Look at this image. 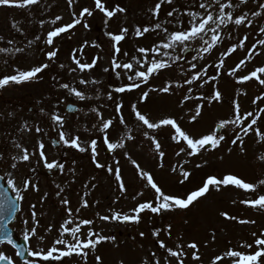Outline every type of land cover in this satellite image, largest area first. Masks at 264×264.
<instances>
[{"label": "rangeland", "instance_id": "obj_1", "mask_svg": "<svg viewBox=\"0 0 264 264\" xmlns=\"http://www.w3.org/2000/svg\"><path fill=\"white\" fill-rule=\"evenodd\" d=\"M43 1L46 5L51 2V0ZM55 2L58 3L56 6L63 18L54 25L51 24L52 20L50 18L47 20L45 27L40 26L36 34L31 36L35 40H31L33 42L32 46L29 44L28 49H25L23 57L20 53L22 51H16L17 48L21 47L18 46L19 39L17 37L7 38L5 40L9 43L0 44V49L14 50L13 52L3 51L5 57L10 58L15 55L20 57L15 68L7 72L6 76L16 74L17 70H29L35 66H40L45 63L49 64L47 69L38 74L37 92L40 93L38 99H36L37 96L23 98L21 101L24 110H19L18 113L12 112L8 114L7 121H1L6 126L8 125V128H0V146L7 147V153H10L14 149L8 151L15 141H18L17 144L22 146L21 148L13 150L16 151L14 156L17 157L22 155L23 148L28 149L31 153L32 142H36L37 144L42 142L45 145L44 152L48 162L58 161L64 166L62 174L55 178L54 169H47L44 165V160L40 158L38 145L33 160L35 165L31 168L29 166L27 169H20V171L17 168L12 169L10 172L8 170L5 171L8 178L15 181L17 188H22L25 180L31 181L39 188V191H34L30 186L26 192H23V209L19 216L17 227L19 231L25 232L33 225L31 216L33 209L31 206L35 205V211L40 225L37 228V235L28 241L32 249L47 250L53 240L58 236L56 224L62 218L51 204L54 196V199L58 202L57 205L65 210L66 206L62 201H69L67 207H70L72 211L86 199L89 205L85 208L86 213L90 217L97 218L102 215H110L113 211L131 214V210L139 203L153 201L155 196L154 190L147 185L145 179L141 178L138 170L132 163L133 160L140 165L142 171L148 172L153 176L155 182L166 194L181 197L186 196L188 192L202 186L208 175H216L219 178L226 174H233L245 182L254 184H258L261 179H264V160L260 159V156L264 154V142H258L254 132H250L248 136L243 137V152L240 150L239 142L231 147V152L228 151L230 148L228 140L231 142L235 138V132L223 130L222 134L225 135L226 139L221 142L218 149L210 148V150L202 151L197 156H188L187 152L177 156L176 152L179 151V146L170 139L174 130L170 127L159 130L147 129L146 126H143L136 119L135 113L130 108L132 104H136L137 109L142 114L147 115L153 122H158L162 118H175L183 130L196 138L209 134L220 120L232 118L234 115V107L230 105L233 104V101L239 102L241 114L249 111L259 113V109L264 108V100H257L256 103H253V101L258 96H264V85H260L256 79L243 83H239L238 81L239 78L249 75L256 68L264 66V55L258 51L261 45H255V42H251L250 40L244 44L243 49L238 51V55L245 63L241 65L235 75H229V73L237 65L232 59L237 53L233 52L226 57H222V53L228 50L226 48L228 38L225 39L226 29L236 30L238 35H247L248 39H251L257 34L252 29L255 26L259 27L261 24L260 21L264 20V8L261 7V4H264V0H246L243 3L241 0H232L233 7L225 9V11H231L234 19L240 15H246L248 19L242 25H235L234 23H229L226 26L222 25L218 30L222 40L210 53L201 54L200 52L199 55L193 53L185 55V50H182L180 47H177L179 49L177 53H174V50L161 49V55L157 56V59H169V57L163 56V52L165 51L169 52V56L179 55L182 58L172 62L170 68L153 76L155 77V82L151 85L157 91L150 92L149 98L146 101L141 102L139 99L142 95H140V92L143 93V86L133 92L121 93L123 99L119 98L118 102L123 104V108L120 113L114 111L113 114L112 112L114 122L112 128L108 130L109 140L111 142H118L121 137L129 134L134 139L124 140L125 147L115 150L108 149L107 145L103 142L104 133L99 129L102 127L100 115L105 120L109 119L111 111L114 109L116 96L113 95V107L110 105L106 109L100 106V102L106 98L109 92L113 94L111 87H120L131 82L127 80L124 71L116 70L120 72V76L118 77L116 72L112 70L111 59L113 56V48L112 41L107 33L112 32L118 34L121 28H128L129 32L125 40L120 43L121 54L118 60L121 62L130 61L124 53L132 45H134V57L142 59V54L137 51L138 48L144 47L150 49L152 46L166 41L169 33L186 30L190 27L189 21L191 18L186 14L187 12L192 11L206 15L205 9L199 7L202 0H173L172 4L165 3L161 6L158 16L153 15L152 10L159 0H101L108 10H112L116 6L126 9L124 13H117L107 23V18L104 13L96 8L95 0H74L71 6H69L68 0H55ZM220 2L227 3L228 0H220ZM85 7L93 11L92 16L85 14L81 24L69 30L70 33H63L60 37L54 38L53 45L46 43L49 31L71 23L74 18H79L80 12ZM171 7L174 9V12L172 16H168V10ZM175 8L178 9L175 10ZM22 10L23 8L14 6H0V37L4 31H12V25L20 26L22 31L29 30L30 20L27 17L28 13ZM209 10L216 13L218 12V7L215 6V9L213 7ZM33 11L35 12L34 9ZM256 12H260L261 14L259 16L253 15ZM73 13H75V17ZM249 20L251 21L250 25L248 24ZM85 22L89 25L87 29L83 26ZM171 22H174L176 25H173ZM156 23H160L162 28L149 31L141 37L135 35L136 27H140L141 30L146 26L154 28ZM164 28H167L168 31L164 32ZM210 35L211 33L205 38L210 39ZM7 36L11 37L9 35ZM58 42L61 43V46ZM189 44L191 45L193 42H189ZM253 46H255L254 50H252ZM54 49H59L57 56L52 61H49L47 53ZM80 49H83V51H80ZM250 52L252 53L251 57H249ZM257 53L259 54L257 55ZM42 54H44V58L41 57ZM73 54L82 63H91L93 58L97 56L99 60L97 61L96 67L90 71L80 72L77 70L72 72L70 69L76 67L72 60ZM194 56L197 57L195 60L193 59ZM201 56L203 58H200ZM152 58L153 53L149 52L148 59L151 60ZM221 58H224L225 61L221 68L225 72L227 80H221L217 77L216 80L209 81L208 84L200 87L203 80L215 74L214 66L216 67ZM192 63L196 64L195 69L191 68ZM60 64H64L65 67H59ZM146 67L147 65H144L142 68L134 64L133 70L128 74L134 75L136 71L145 70ZM205 67H207L209 72H207V75H203L201 80L194 82L192 85L184 84L185 78H190L192 74L201 72ZM105 68H108L109 71L105 72ZM229 69L230 72H228ZM160 74L163 75L162 84L160 83ZM260 75L261 79H264V74ZM81 79L86 81L95 79L99 83L80 84L79 81ZM45 81H50L54 88H49L47 83L44 84ZM151 81H148V83ZM169 82L173 84L170 92H160L159 89ZM226 82L230 84V89L236 94L235 99L230 98V94L226 90L228 87ZM65 83L69 84L70 87H75L78 91H82L86 99L79 100L68 89L62 88L61 85ZM177 83L182 84L183 87L176 88L175 85ZM34 87L35 85L33 84L26 85V82L21 84L11 83L6 89L5 97L0 99V107L2 106L4 108L2 113L13 109L16 103L14 99L18 98V96H14L15 93L28 94L33 91ZM82 88L85 89L82 90ZM188 88L192 89L190 95L193 99L185 101L184 96L189 95ZM212 88L214 91L219 90L221 92V101L212 104L210 109H206L207 107L201 109V116L196 121H192L191 116L195 114L197 104H202L205 107L206 99L199 100L196 98L200 96L209 97L214 93H211ZM224 100H227V105L224 104ZM70 102L84 105V107H82L79 113L68 114L65 106ZM29 104L33 106V112L25 111L29 107ZM53 114H59L64 117L62 128L51 119ZM115 114L119 115V117L123 115L127 127L119 123V119ZM12 115H15L13 118L18 121L17 124H14L17 128H12ZM24 115L29 119H35L37 122L28 128H20L21 125L19 123L22 121L21 119ZM260 115L261 119L254 127H258L261 132H264V114ZM94 125H97V127H94ZM37 126L43 131L37 133L35 131ZM2 127L5 126L3 125ZM15 130L19 131L20 135L14 140L13 135ZM60 131H64L68 137L79 136L81 146L88 148V150L80 152L76 148L63 144L62 141H59ZM144 132H148L149 136H154L161 143V150L165 152L163 161L160 160L158 153L155 151L154 143L144 136ZM93 139L97 141L95 161L92 159V152L89 147ZM53 140L58 143V148L55 146ZM0 154H2L1 151ZM72 161H75L76 164L72 167V171L68 172L67 165ZM1 162L5 163V160ZM97 163L104 165V167H96ZM161 163H163V167L160 166ZM197 164H202L203 167L197 168ZM174 166L177 169L176 172L172 171ZM5 167H9L8 162ZM109 167L113 169V172L110 173L108 171ZM117 167L120 169L126 187V191L123 193L119 190L118 183L115 180L114 172ZM182 170L191 173L189 180L184 184L179 183L182 179L180 175ZM93 171L96 172L95 175H93ZM66 178L69 181H66ZM65 187L72 190L82 188L83 192L87 195L76 198L67 196ZM140 192H143L142 196L138 195ZM262 194H264V186H259L255 192H246L230 185L221 188L219 191L210 189L209 194L200 198L189 209H177L160 215L142 213V220L139 224L102 221L97 225L98 228H101L97 232L98 234L107 236L112 233L117 236L118 232L120 235L116 238L115 243L110 244L114 249L107 247L106 254L96 252L98 248L104 245H98L94 251L89 250L87 264H96V256L101 257L100 264H128L126 251L128 250L129 243L126 239L131 235V241H133L136 235L138 236L141 232L145 234V232H148L149 227L157 221L162 222L163 229L167 226L168 222L172 225L171 231L173 230L176 236L175 239H177L172 247L174 250H177V244L182 245L180 241L181 234H186L187 236L192 234L190 237H187V243L182 245L183 247L186 246L187 254H189L187 264L189 262L190 264H194L196 261L192 259L193 250L189 249L187 245L196 242L199 248L197 254L203 257L205 256V252H208V246L213 238V234L215 235V243L222 249L226 250L229 246H232L236 250L244 252L246 248L241 247V245L247 243L253 245L249 253H255L258 248L255 246L254 241L260 236V233L264 232V211L251 208L240 203V201L244 199H255ZM223 212L237 217V220H254L255 224L248 223L241 225L235 220L225 219L221 215ZM49 213L57 219L53 223H51ZM24 220L29 221L27 227L23 223ZM49 226H52L53 230L51 232L46 231ZM252 233H256L257 236L254 237ZM40 237H43V240ZM151 249L154 250L153 245ZM0 252L8 256H11L13 253L10 247L2 245H0ZM218 253L219 255L224 254L220 251ZM131 256L133 258H129V262L131 261L130 264H144L145 260H142L143 258L135 256L134 253ZM189 257L191 258L188 262ZM29 259L33 258L30 257ZM212 260V258H206L197 261L196 264H211ZM165 261L162 264H165ZM20 264H24V262ZM64 264H84V261L76 256L66 257ZM170 264L173 263L170 262ZM217 264H231V260L225 258V260L219 261ZM260 264H264V257L260 258Z\"/></svg>", "mask_w": 264, "mask_h": 264}, {"label": "snow or ice", "instance_id": "obj_2", "mask_svg": "<svg viewBox=\"0 0 264 264\" xmlns=\"http://www.w3.org/2000/svg\"><path fill=\"white\" fill-rule=\"evenodd\" d=\"M40 2V0H0V6H14L18 8H25L31 5H36ZM173 0H159L158 3L155 4L154 9L152 10L153 15L158 16L161 6L165 3L172 4ZM241 2H246V0H241ZM74 3V0H68L69 6ZM95 6L99 9L102 13H104L105 17L107 18L106 23L108 20H111L117 13H124L126 9L120 6H116L112 10H108L105 5L101 2V0H95ZM213 6L218 7V12L214 13L209 9L213 8ZM201 9H205L206 15H201L197 12L189 11L186 14L191 18L189 21L190 27L186 30H178L173 31L168 34L166 41H163L157 45L152 46L150 49H146L144 47L138 48V53L142 54V59L133 57L132 60L129 62H121L118 60V57L121 54L120 43L125 40L129 29L128 28H121L119 33H112L109 32L107 35L109 36L110 40L112 41V48H113V56L111 59L112 70L116 72V75L119 77L120 72L116 70L124 71L126 78L131 83L124 84L120 87L114 89L116 93H126V92H133L136 89H140L142 84H147L149 79L152 78L154 75L159 74L162 70L168 69L172 66V62L180 60L182 57L179 55L169 56V52H163L164 57H169V59H157V56L161 55V49L166 50H174L177 47H180L182 50H187L189 47V42H199L200 49L199 52L202 53H210L211 50L217 46L218 43L221 42L222 37L220 32L218 31L222 25L226 26L229 23H234L235 25H242L248 19L246 15H240L238 18H233V14L231 11H225V9H229L233 7L232 0H228L227 3H221L220 0H203L199 4ZM261 7L264 8V4H261ZM87 16H92L93 11L89 8L85 7L79 14V18H74L71 23H68L64 26L56 27L54 30L49 31L47 34L46 43L48 45H53L54 38L61 36V34L68 32L71 29H74L77 25H80L83 18ZM261 13L256 12L254 13L255 16H259ZM75 17V13H73ZM168 16H172L173 12L169 11L167 13ZM62 17L56 16L54 20L51 21L52 24H55L57 21H60ZM43 23V22H41ZM249 25L251 21H248ZM84 28H89V25L85 22L83 24ZM162 25L160 23H156L154 28L150 27H143L141 30L140 27L135 28V35L137 37L143 36L145 33L149 31H154L155 29H161ZM164 32H167V28L163 29ZM260 32L264 33V27L260 28ZM211 33L210 39H206L205 37ZM2 39V38H0ZM39 39V37H37ZM247 37H244L246 40ZM87 44V42H85ZM259 45L264 46V39H261L257 42ZM96 46V45H93ZM238 47H244V42L240 41L239 44L233 45L229 48L226 52L222 53V57H226L231 55L233 52L237 50ZM255 47V46H253ZM0 51H11V49H0ZM16 51H21V49H16ZM59 49H54L47 53V57L49 61H52L58 53ZM83 51V49H80ZM153 53V58L151 60L148 59V53ZM199 52L197 55H199ZM259 53H257L258 55ZM127 56V52L124 53ZM252 53H249V57H251ZM197 57L194 56L193 59L195 60ZM200 58H203L202 56ZM72 60L75 63L76 67L70 69V71L75 72L79 70L80 72L90 71L97 65V61L99 57L93 58L91 63H82L80 59L76 58V55L73 54ZM224 58L219 60V63L216 65V68L219 69L224 65ZM245 63L244 60H241L239 64L234 67L229 75H235V73L240 69L241 65ZM135 65H139L140 67H144L147 65L145 70L136 71L134 75L128 74L131 72ZM49 67V64L45 63L40 66L32 67L29 70H17L16 74L10 76H4L0 78V88L8 85L9 83L21 84L24 82L31 81L33 79L38 78V74L42 73L45 69ZM59 67L64 68V64H60ZM191 68L195 69L196 64L192 63ZM105 72H108L109 69L105 68ZM207 67H205L201 72H196L191 75L190 78H185L184 84L192 85L194 82L201 80L203 75H207ZM264 74V66L256 68L252 71L249 75H245L239 78V83H243L245 81H250L252 79H256L260 85H264V79H261V75ZM216 76H210L208 79L203 80V83L200 84V87H203L204 84H208L209 81L216 80ZM139 81V82H137ZM80 84H97L99 81L93 79L91 81H86L81 79L79 81ZM62 88L68 89L71 94H74L79 100L86 99L85 94L82 91H78L75 87H70L69 84L65 83L61 85ZM176 88L183 87L182 84L177 83L175 85ZM173 88V84L171 82L167 83L165 86L159 89L160 92L169 93L170 89ZM157 91L155 88H149L147 91H144L139 98L141 102L146 101L149 98V93ZM189 95L184 96V100L187 101L189 99H193L190 95L192 92L191 88H188ZM108 99H112V93H108ZM196 99L199 100H207L209 104L213 101L220 102L222 99V94L219 90H215L213 94L209 97L200 96ZM257 100H264V96L256 97V100L253 103H256ZM234 105V115L230 119H223L218 122L215 128L206 135L200 136L196 138L183 130L180 124L177 122V119L168 117L162 118L158 122H153L149 119V117L145 114H142L138 109L136 104L131 105L132 111L135 113L136 119L141 122L143 126H146L147 129L151 130H159L165 127H170L174 130V133L170 136V139L174 141L179 146V151L176 152L177 156H180L181 153L187 152L188 156H197L202 151L208 150V146L211 149H218L221 145V142L226 139L225 135L222 134L223 130L233 131L235 132V138L231 140L232 145H236L239 142L240 150L243 152L244 148V139L249 135L250 132H254L258 142H264V132L258 127H254L257 125L258 121L261 119L260 114H264V108L259 109V113H254L252 111L246 112L241 114L240 104L237 101H233ZM203 105L197 104L195 114L191 116L192 121H196L198 117L201 116V109ZM123 108L122 103L116 104V112L120 113L121 109ZM72 108L69 106V111ZM95 111V110H94ZM98 115H100L98 113ZM51 119L56 122L61 128L63 127L64 117L59 114H53ZM247 121V123H245ZM100 123L102 127H100V131L104 133L103 142L107 145L109 150H115L117 148H124L125 144L123 143L124 140H132L134 137L129 134L127 136H123L120 138L118 142H111L109 140L108 130L113 126V120L108 119L105 120L102 115H100ZM119 123L122 125L125 124V120L123 115L119 117ZM27 126V125H25ZM231 126V127H230ZM37 133L43 131L39 126L35 128ZM145 137L150 139L154 143L155 151L158 153L159 158L163 161L165 157V152L162 149L161 143L156 140L154 136H149L148 132L143 133ZM59 141H62L63 144L69 145L72 148L78 149L80 152H85L88 148L81 146L80 137H68L64 131L59 132ZM55 143V142H54ZM15 147L21 148L20 144H16ZM91 152H92V159L95 161L97 155V141L92 140L89 145ZM45 145L41 142L39 143V156L44 160V165L47 169L52 170L59 168L63 170V164L59 163L58 161L48 162L45 152H44ZM229 152L232 151L231 148L228 149ZM0 159H3L2 154H0ZM30 159V153L28 149H22V155L20 157H13V160H20V161H28ZM129 159H131L129 157ZM261 160H264V154L260 156ZM133 165L138 170L141 178L147 181V185L154 190L155 196L153 201H146L143 203H139L134 209L131 210V214L129 213H121L118 211L111 212L110 215H102L99 217L100 220L106 222H119V223H134L139 224L142 220V213H152L160 215L165 212L175 211L177 209L185 210L189 209L195 202H197L200 198L205 197L209 194L210 189H215L216 191L221 190L223 187L227 186H234L237 189H242L246 192H255L259 186H264V179H261L258 184L245 182L243 179L238 178L236 175L233 174H226L222 177H217L216 175H208L204 180L202 186L198 187L196 190L190 191L186 194V196L181 197L178 195H171L166 194L160 186L155 182L153 176L145 171L140 169V165L136 163V161H132ZM206 163V161H205ZM118 164V162H117ZM163 167V163L160 164ZM12 168H16L17 164L12 163ZM96 167L102 168L104 165L97 163ZM197 168L203 167L202 164H197ZM176 167L172 168L173 172H176ZM108 171L111 173L113 169L111 167L108 168ZM115 180L118 183L119 190L123 193L126 191L125 183L122 179L120 169L117 167L114 172ZM180 175L182 179L179 181L180 184H184L186 181L189 180L191 173L188 171H181ZM0 179H4V177L0 176ZM8 185H10L13 189L16 190L17 198L19 200L24 199L23 192H26L29 187L31 186L34 191H39V188L33 184L29 180H25L23 182L22 188H17L16 183L13 179L9 178L7 180ZM87 195V194H85ZM138 195L142 196L143 192L138 193ZM135 199V197H133ZM62 203L66 206L67 216L68 218L65 219L58 228V236L56 239L53 240L51 246L47 249H32L29 247L28 249V256L32 257L33 259H28L24 261V264H64V258L76 256L84 261V264H87V258L89 255V250L94 251L98 245H100L104 241H115V236H104L100 235L97 232L91 229V225L94 223L92 219H83L79 223H75L72 219L73 212L70 207H67L69 201L63 200ZM240 203L247 205L251 208H255L257 210L264 211V194L259 195L255 199H244L241 200ZM10 205V214L11 211L17 208V204L15 200L9 202ZM88 201L84 199L82 201L81 207L87 208ZM33 211L31 213L33 225L28 228L27 231L23 233L24 241H29L32 237L37 235V228L40 225L39 220L37 219V213L35 211V205L31 206ZM79 208L76 210L79 212ZM221 215L228 220H235L241 225H245L248 223L255 224V221H249L246 219H239L237 217L230 216L227 212L221 213ZM24 225L27 227L29 224L28 220L23 221ZM74 226H69L73 225ZM89 226V231L85 238H81V229L83 226ZM171 228L172 225L169 224L166 226L164 231L167 232L168 236H171ZM52 226H49L46 231L51 232ZM161 229H155L152 233L153 236L159 237ZM140 236H144L143 232L139 233ZM254 237L257 236L256 233H252ZM70 238V239H69ZM43 240V237H40ZM215 239V235L213 234V240ZM7 243L8 245H12L13 247H17L16 242L13 240L12 235L10 232L6 230V225L0 222V244ZM159 247L161 249H165L169 257L176 258L177 264H185L184 256L185 252L183 250V246L177 244L176 249L173 250L171 247H167L163 240L158 241ZM255 246H257L258 250L255 253H246L241 252L235 249H229L223 255L216 256L211 264H217L219 261H223L225 258H229L231 260V264H260V258L264 257V232L260 233V236L255 239L254 241ZM21 250L15 253L16 256H22L23 253V245L18 246ZM187 247L193 250L192 259L193 260H200L201 257L197 254L199 252V248L196 242L189 243ZM241 247L251 249L253 247L252 244H242ZM154 264H160L159 258H156V254L152 253ZM96 264H100L101 257H95ZM0 264H15V261L6 255L5 253L0 252ZM147 264V261L144 262ZM165 264H170V261L166 259Z\"/></svg>", "mask_w": 264, "mask_h": 264}, {"label": "flooded vegetation", "instance_id": "obj_3", "mask_svg": "<svg viewBox=\"0 0 264 264\" xmlns=\"http://www.w3.org/2000/svg\"><path fill=\"white\" fill-rule=\"evenodd\" d=\"M0 174H1V173H0ZM16 225H17V227H18V222L16 223ZM14 230H15V237H16V238H19V235H20L19 230H16L15 228H14Z\"/></svg>", "mask_w": 264, "mask_h": 264}, {"label": "water", "instance_id": "obj_4", "mask_svg": "<svg viewBox=\"0 0 264 264\" xmlns=\"http://www.w3.org/2000/svg\"><path fill=\"white\" fill-rule=\"evenodd\" d=\"M7 192H8L7 194H9V190H8ZM7 194H6V195H7ZM16 204H17V203H16ZM12 220H13V219H12ZM6 230H7V228H6Z\"/></svg>", "mask_w": 264, "mask_h": 264}]
</instances>
